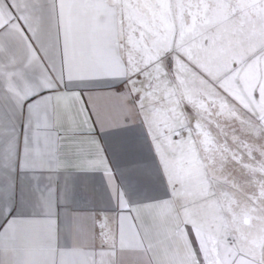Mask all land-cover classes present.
I'll return each instance as SVG.
<instances>
[{
	"label": "crops",
	"instance_id": "obj_1",
	"mask_svg": "<svg viewBox=\"0 0 264 264\" xmlns=\"http://www.w3.org/2000/svg\"><path fill=\"white\" fill-rule=\"evenodd\" d=\"M121 18L116 0H0V264H264L175 208Z\"/></svg>",
	"mask_w": 264,
	"mask_h": 264
},
{
	"label": "rangeland",
	"instance_id": "obj_2",
	"mask_svg": "<svg viewBox=\"0 0 264 264\" xmlns=\"http://www.w3.org/2000/svg\"><path fill=\"white\" fill-rule=\"evenodd\" d=\"M116 1L135 100L172 145L175 208L264 259V0Z\"/></svg>",
	"mask_w": 264,
	"mask_h": 264
}]
</instances>
